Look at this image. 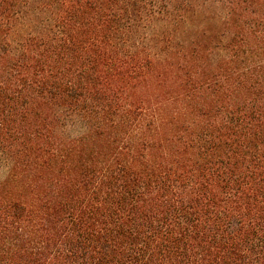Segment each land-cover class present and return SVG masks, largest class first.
I'll use <instances>...</instances> for the list:
<instances>
[{
    "label": "trees",
    "instance_id": "1",
    "mask_svg": "<svg viewBox=\"0 0 264 264\" xmlns=\"http://www.w3.org/2000/svg\"><path fill=\"white\" fill-rule=\"evenodd\" d=\"M0 264H264V0H0Z\"/></svg>",
    "mask_w": 264,
    "mask_h": 264
},
{
    "label": "rangeland",
    "instance_id": "2",
    "mask_svg": "<svg viewBox=\"0 0 264 264\" xmlns=\"http://www.w3.org/2000/svg\"><path fill=\"white\" fill-rule=\"evenodd\" d=\"M9 171V165L6 161L0 158V179L6 177Z\"/></svg>",
    "mask_w": 264,
    "mask_h": 264
}]
</instances>
